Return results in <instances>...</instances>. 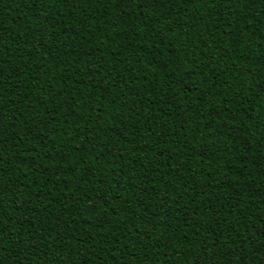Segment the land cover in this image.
I'll list each match as a JSON object with an SVG mask.
<instances>
[{
	"label": "trees",
	"instance_id": "16d2710c",
	"mask_svg": "<svg viewBox=\"0 0 264 264\" xmlns=\"http://www.w3.org/2000/svg\"><path fill=\"white\" fill-rule=\"evenodd\" d=\"M0 264H264V0H0Z\"/></svg>",
	"mask_w": 264,
	"mask_h": 264
}]
</instances>
